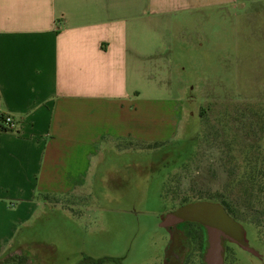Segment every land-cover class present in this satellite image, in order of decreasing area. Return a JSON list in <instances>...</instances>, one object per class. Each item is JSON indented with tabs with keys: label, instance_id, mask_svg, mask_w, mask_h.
<instances>
[{
	"label": "rangeland",
	"instance_id": "rangeland-1",
	"mask_svg": "<svg viewBox=\"0 0 264 264\" xmlns=\"http://www.w3.org/2000/svg\"><path fill=\"white\" fill-rule=\"evenodd\" d=\"M169 18L140 65L144 96L183 102L179 135L104 150L83 194L49 197L20 224L12 251L28 264H264V196L240 181L264 167V0ZM217 193L240 210L239 242L256 254L206 205H221ZM182 220L196 224L189 241L183 224L171 239Z\"/></svg>",
	"mask_w": 264,
	"mask_h": 264
},
{
	"label": "crops",
	"instance_id": "crops-1",
	"mask_svg": "<svg viewBox=\"0 0 264 264\" xmlns=\"http://www.w3.org/2000/svg\"><path fill=\"white\" fill-rule=\"evenodd\" d=\"M236 2L0 0V116L16 124L0 130V259L47 197L83 194L104 150L177 138L183 102L144 96L140 63L163 18Z\"/></svg>",
	"mask_w": 264,
	"mask_h": 264
},
{
	"label": "trees",
	"instance_id": "trees-1",
	"mask_svg": "<svg viewBox=\"0 0 264 264\" xmlns=\"http://www.w3.org/2000/svg\"><path fill=\"white\" fill-rule=\"evenodd\" d=\"M4 119H5L4 115H1L0 116V121H1L0 130L8 131V129L6 128L4 124V121H5ZM158 144H161V143H149V144H141V145L156 146ZM240 181L247 182L246 183V186H248L247 191L253 192L254 190H256L255 195L256 197H258V200H260L259 198L260 196H264V167L260 169L259 171L257 169L255 170L252 169L250 172L246 173L243 177H241ZM212 198H214L216 202L220 203L221 206L227 211L229 216H231L237 223L239 222L238 221L239 219L241 220L240 210L230 198H228L226 195H223L221 193H217ZM253 223L257 225L256 221H253ZM187 225L194 226L196 224L189 223ZM200 230H201V233L199 235V239L201 241L200 247L203 250L205 246V241H204L203 229L200 228ZM105 260L106 259L96 261L94 264H102ZM28 261H29L28 257L25 254H11L5 257L3 261L0 260V264H28Z\"/></svg>",
	"mask_w": 264,
	"mask_h": 264
},
{
	"label": "water",
	"instance_id": "water-1",
	"mask_svg": "<svg viewBox=\"0 0 264 264\" xmlns=\"http://www.w3.org/2000/svg\"><path fill=\"white\" fill-rule=\"evenodd\" d=\"M206 205H208L212 209V212H214V214L217 216L218 219L228 221L229 224H233L235 226L233 230H235L238 233L237 239L239 242L240 241L239 238L241 239V226L239 225V223L237 225L236 224L237 222L231 216H229L227 211L221 205L216 203H210V204L206 203ZM239 243L246 250L256 254V252L253 249L249 248L243 241Z\"/></svg>",
	"mask_w": 264,
	"mask_h": 264
},
{
	"label": "flooded vegetation",
	"instance_id": "flooded-vegetation-1",
	"mask_svg": "<svg viewBox=\"0 0 264 264\" xmlns=\"http://www.w3.org/2000/svg\"><path fill=\"white\" fill-rule=\"evenodd\" d=\"M189 223H192V222H189V221H185V220H182V221H177V222H175L173 225H171L169 228H168V230H169V233H170V235H171V239H174V238H176V237H178V236H176V233L175 232H179V225L180 224H183L184 226H183V228H184V230H183V234H184V236H185V241H189L190 239V235H188L189 234V231H187V229H186V225L187 224H189ZM184 241V243H186ZM224 242V241H223ZM225 243V242H224ZM176 245V244H175ZM175 247H177V245L175 246ZM175 247H173V253L175 254V259H176V261L177 262H180L179 260H180V255L179 254H177V252L175 253Z\"/></svg>",
	"mask_w": 264,
	"mask_h": 264
},
{
	"label": "built area",
	"instance_id": "built-area-1",
	"mask_svg": "<svg viewBox=\"0 0 264 264\" xmlns=\"http://www.w3.org/2000/svg\"><path fill=\"white\" fill-rule=\"evenodd\" d=\"M4 124L8 130H14L16 128V124L10 116L5 117Z\"/></svg>",
	"mask_w": 264,
	"mask_h": 264
}]
</instances>
